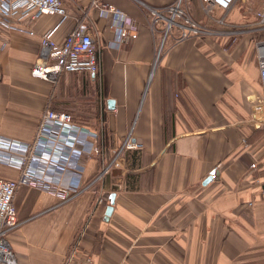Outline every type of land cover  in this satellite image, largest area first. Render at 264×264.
Instances as JSON below:
<instances>
[{"label":"crops","instance_id":"crops-1","mask_svg":"<svg viewBox=\"0 0 264 264\" xmlns=\"http://www.w3.org/2000/svg\"><path fill=\"white\" fill-rule=\"evenodd\" d=\"M61 1L64 17L28 23L34 36L0 30V138L30 143L45 109L70 113L97 134L98 152L80 161L85 182L127 136L142 148L67 201L19 186L21 224L8 235L17 264H264V89L251 57L259 36L243 27L264 0L216 8L220 26L201 0H184L195 22L230 34L178 42H162L164 25L147 9L177 0H97L137 35L121 49L107 47L110 19L93 0ZM79 23L98 44L97 72L33 77L39 36L54 29L61 41ZM213 170L218 178L204 184ZM17 176L0 162V177Z\"/></svg>","mask_w":264,"mask_h":264},{"label":"built area","instance_id":"built-area-1","mask_svg":"<svg viewBox=\"0 0 264 264\" xmlns=\"http://www.w3.org/2000/svg\"><path fill=\"white\" fill-rule=\"evenodd\" d=\"M203 11L223 25L224 18H214L213 11L219 8L229 11L236 0H201ZM91 5L99 13L110 19L112 33L107 47L121 49L137 35L129 31L125 16L110 5L93 0ZM152 23L164 22L162 42L177 31L176 40L182 41L191 36H225L222 30L203 27L195 22L185 11L183 0H177L163 8L147 7ZM42 15H66L61 0H0V30H17L34 36L28 26ZM254 22L247 29L258 35L254 44L256 52V73L259 86L264 89V5L253 13ZM54 29L39 36L40 56L31 69V75L43 80L53 81L63 72L95 74L98 70V44L88 27L79 23L61 41L53 38ZM97 134L73 121L70 113L45 109L40 117L34 139L30 143L0 138V162L16 167V179L0 177V264H17L15 255L8 242V235L21 222L17 218L13 198L21 185L37 187L54 195L60 201H67L78 195L85 186L93 185L111 168L123 167L126 163L125 152L142 148L140 144L126 137L118 150L105 164L102 172L86 184L83 179V157L96 154ZM256 163L250 164V169ZM216 179L212 174V180Z\"/></svg>","mask_w":264,"mask_h":264},{"label":"rangeland","instance_id":"rangeland-1","mask_svg":"<svg viewBox=\"0 0 264 264\" xmlns=\"http://www.w3.org/2000/svg\"><path fill=\"white\" fill-rule=\"evenodd\" d=\"M183 2H184V0H183ZM258 3V1L257 0H247V1H245L244 3H242L241 1H239V4L237 5L238 7H241L242 8V11L243 10H250V8H253V6L255 5V4H257ZM205 14V13H204ZM205 16L207 17V18H209V16L207 15V14H205ZM251 17H253V14L251 15ZM250 19V18H249ZM248 20V19H247ZM246 20V21H247ZM243 22V27L244 28H248L249 26H251V24H249L248 22L249 21H247V22ZM262 37L264 38V34H262ZM256 56V52H255V47H253V49H251V57L252 58H254V60H255V57ZM256 68V67H255Z\"/></svg>","mask_w":264,"mask_h":264},{"label":"water","instance_id":"water-1","mask_svg":"<svg viewBox=\"0 0 264 264\" xmlns=\"http://www.w3.org/2000/svg\"><path fill=\"white\" fill-rule=\"evenodd\" d=\"M212 174L215 176L216 179L218 178V172H217L216 170H213V171L211 172L210 177L207 178V179L204 181V184H206V183H208L209 181H211V179H212ZM114 188H115L114 190L119 189L118 186H115ZM114 197H115V193H111V194H110V198H109L108 207H107V210H106V215H109L110 212L112 211V208H113V202H114Z\"/></svg>","mask_w":264,"mask_h":264},{"label":"trees","instance_id":"trees-1","mask_svg":"<svg viewBox=\"0 0 264 264\" xmlns=\"http://www.w3.org/2000/svg\"><path fill=\"white\" fill-rule=\"evenodd\" d=\"M157 24H162V25H164V22L163 21H160V22H158ZM164 29V28H163ZM176 35H177V31H173V33H172V37H169V36H167V38H166V40L167 39H171L172 41H174V39L173 38H175V40H176ZM95 175V174H94ZM94 175L92 176V177H90L87 181H86V184L87 183H89L92 179H93V177H94ZM98 175V173H96V176ZM95 176V177H96ZM94 177V178H95Z\"/></svg>","mask_w":264,"mask_h":264}]
</instances>
